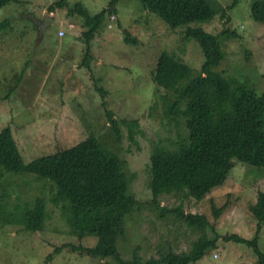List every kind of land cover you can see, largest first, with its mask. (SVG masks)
Returning a JSON list of instances; mask_svg holds the SVG:
<instances>
[{
  "label": "rangeland",
  "instance_id": "374dc122",
  "mask_svg": "<svg viewBox=\"0 0 264 264\" xmlns=\"http://www.w3.org/2000/svg\"><path fill=\"white\" fill-rule=\"evenodd\" d=\"M17 0L0 9V134L10 127L25 163L71 148L94 136L120 157L128 180V194L136 206L126 216L125 233L118 239L124 260L137 252L142 263L161 251L188 253L201 233L174 215L159 217L152 204L151 156L155 148L176 149L188 137L185 119L168 116L171 93L157 89L154 78L163 52L201 70L205 54L199 43L185 37V27L172 29L145 10L140 0H122L117 14L107 16L93 40L83 37V19L71 12L78 3L96 15L112 0ZM228 11L213 20L191 24L219 36L226 58L214 69L236 87L248 85L264 95V24L254 20V0H214ZM55 5L56 11L50 8ZM230 30V36L221 34ZM126 32L133 37L125 40ZM89 52V55L86 54ZM87 62V65H85ZM106 105V108L103 107ZM185 108V105L182 109ZM108 112L118 121L119 134ZM264 192V168L238 162L222 187L202 201L174 192L160 198L161 206H179L187 214L209 220L210 239L216 249L197 264H258L259 257L246 244L224 240L238 234L253 240L258 219L251 212ZM55 185L31 173L6 172L0 176V264H117L111 258L91 257L71 248L55 254L65 244L95 247L96 237L73 235L63 205H57ZM39 197L48 203L44 231L31 232L12 219ZM217 208L227 206L216 219ZM260 245L264 251V229ZM53 261L47 263L50 255Z\"/></svg>",
  "mask_w": 264,
  "mask_h": 264
},
{
  "label": "trees",
  "instance_id": "16d2710c",
  "mask_svg": "<svg viewBox=\"0 0 264 264\" xmlns=\"http://www.w3.org/2000/svg\"><path fill=\"white\" fill-rule=\"evenodd\" d=\"M16 1L0 0V9ZM121 1L112 0L96 15H92L81 3L71 9L84 21L87 31L83 37L87 43L94 39L107 16L117 14V5ZM240 1L233 0L229 9L237 7ZM140 2L145 10L157 15L172 29L185 27V37L195 39L205 54L204 65L196 72L173 54L163 52L154 78L158 91L173 94L175 99L167 108V115L185 119L188 137L176 149H154L150 162L152 204L159 217L174 215L201 233L192 250L182 254L161 251L158 258L152 257L145 263L141 262L137 252L132 260L122 258L118 239L125 233L126 216L132 212L136 202L128 194L122 160L94 136L71 148L25 163L12 129L6 127L0 134V176L14 172L46 178L57 188L54 202L63 205L73 235L80 239L97 238L95 247L65 244L56 248L55 254L71 248L91 257L111 258L117 264H197L209 250L216 249L218 238L210 239L207 230L209 220L204 215L185 213L182 206L165 208L161 206L160 198L177 192L202 201L228 182L236 163L264 168V95H259L248 85L236 87L232 80L214 71L226 58L219 36L191 26L213 20L220 12L228 16L227 10L220 8L218 12L213 7L217 4L214 0ZM58 6L65 8L67 3L63 0ZM56 8L53 5L50 11L55 12ZM252 15L256 22L264 24V0L253 1ZM8 24V20L0 23V34ZM230 33L226 30L221 36H230ZM125 40L137 41L128 32ZM85 65L88 66L87 62ZM103 107L106 108V105L103 104ZM108 118L119 134L118 121L109 112ZM226 208H217L212 203L214 217L218 219ZM251 212L259 221L257 236L249 240L233 234L224 237V240L253 248L259 257L258 264H264V251L260 245L264 229V192H260L258 202L251 206ZM47 218V199L39 197L35 204H27L12 220L22 222L28 231L39 232L44 231ZM55 254L49 256L47 263L53 261Z\"/></svg>",
  "mask_w": 264,
  "mask_h": 264
}]
</instances>
